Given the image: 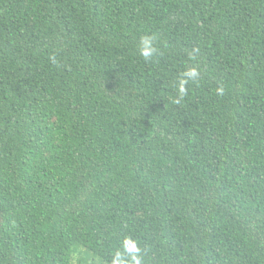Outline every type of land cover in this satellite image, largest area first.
Listing matches in <instances>:
<instances>
[{"label":"trees","instance_id":"16d2710c","mask_svg":"<svg viewBox=\"0 0 264 264\" xmlns=\"http://www.w3.org/2000/svg\"><path fill=\"white\" fill-rule=\"evenodd\" d=\"M126 236L264 264V0H0V264H111Z\"/></svg>","mask_w":264,"mask_h":264},{"label":"clouds","instance_id":"9594fccd","mask_svg":"<svg viewBox=\"0 0 264 264\" xmlns=\"http://www.w3.org/2000/svg\"><path fill=\"white\" fill-rule=\"evenodd\" d=\"M156 42L157 36L155 34L141 36L137 47L140 55L146 62H152L154 58L161 55ZM51 59L54 63H58L56 56H52ZM199 79L200 71L196 67L188 68L181 73L178 81L179 95L173 102L180 104L188 95V85L190 83H199ZM216 93L220 96L225 94V88L222 84L216 89ZM69 259L72 264H77L80 256L76 251H73ZM111 264H144V255L142 249L139 247V242L131 236L124 237L120 242L119 248L112 254Z\"/></svg>","mask_w":264,"mask_h":264}]
</instances>
